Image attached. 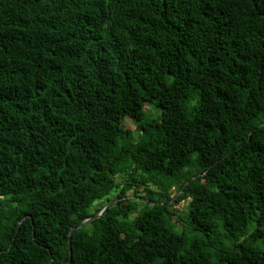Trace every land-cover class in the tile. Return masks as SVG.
<instances>
[{"label":"trees","instance_id":"16d2710c","mask_svg":"<svg viewBox=\"0 0 264 264\" xmlns=\"http://www.w3.org/2000/svg\"><path fill=\"white\" fill-rule=\"evenodd\" d=\"M258 240L264 0H0V264H264Z\"/></svg>","mask_w":264,"mask_h":264},{"label":"rangeland","instance_id":"374dc122","mask_svg":"<svg viewBox=\"0 0 264 264\" xmlns=\"http://www.w3.org/2000/svg\"><path fill=\"white\" fill-rule=\"evenodd\" d=\"M151 110L154 111L152 108H151ZM129 128H131L132 130H134V126H133L132 123H129ZM122 190H123V189H122ZM123 191H124V190H123ZM139 192H140L139 194H140L141 196H143V195L145 194L144 191H142V190H139ZM127 196H129V197L133 196L132 191L128 192V193H127ZM98 203H100V202H96L95 205H97ZM187 207H188V202H187V201H185V202H181V203L178 205V209H179V210H186ZM192 235H193V232H188V237H192ZM261 242H262L261 240H258V241H257V245H258L260 248L264 249V245L261 244Z\"/></svg>","mask_w":264,"mask_h":264},{"label":"water","instance_id":"95a60500","mask_svg":"<svg viewBox=\"0 0 264 264\" xmlns=\"http://www.w3.org/2000/svg\"><path fill=\"white\" fill-rule=\"evenodd\" d=\"M116 200H117V199H112V200H110V201H107L105 204H103V206L99 209V211H98L93 217H90V218L84 220L80 225H78L77 227L73 228V229L70 231V233H72L76 228L82 226L84 223H87V222H89V221H91V220H93V219L99 217V216L105 211V209H106L109 205H111V204H113L114 202H116ZM67 264H72V261H71V252H70V260L68 261Z\"/></svg>","mask_w":264,"mask_h":264}]
</instances>
